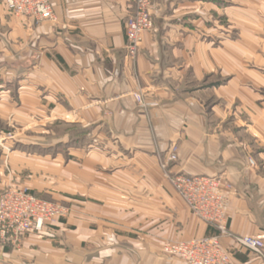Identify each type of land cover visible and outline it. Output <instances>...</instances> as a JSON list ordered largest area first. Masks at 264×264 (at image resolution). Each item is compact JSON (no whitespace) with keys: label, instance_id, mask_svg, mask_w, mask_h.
<instances>
[{"label":"crops","instance_id":"crops-1","mask_svg":"<svg viewBox=\"0 0 264 264\" xmlns=\"http://www.w3.org/2000/svg\"><path fill=\"white\" fill-rule=\"evenodd\" d=\"M134 2L50 0L55 24L0 0V123L51 124L7 157L0 147V195L28 189L70 210L0 264H186L164 247L217 231L165 179L173 146V172L231 186L232 263L264 264L235 240L264 241V0H152L154 28L129 59Z\"/></svg>","mask_w":264,"mask_h":264},{"label":"built area","instance_id":"built-area-1","mask_svg":"<svg viewBox=\"0 0 264 264\" xmlns=\"http://www.w3.org/2000/svg\"><path fill=\"white\" fill-rule=\"evenodd\" d=\"M7 11L21 18L36 22L58 23L50 0H4ZM154 28L152 0H135L134 10L125 20L126 51L129 59L138 56L143 35ZM140 105H145L141 93L134 95ZM178 162L177 147L173 146L159 166L165 179L183 199L189 210L202 222L217 231L208 236L190 241L170 242L164 253L186 264H233L230 255L222 248L221 239L229 237L227 184L222 176H188L172 171ZM249 164L255 166L250 158ZM69 208L55 201L45 200L28 189H8L0 195V258L7 248L19 247L31 234L42 233L52 222L65 219ZM243 249L264 259V241L252 237H236Z\"/></svg>","mask_w":264,"mask_h":264},{"label":"rangeland","instance_id":"rangeland-1","mask_svg":"<svg viewBox=\"0 0 264 264\" xmlns=\"http://www.w3.org/2000/svg\"><path fill=\"white\" fill-rule=\"evenodd\" d=\"M263 30H264V27H263ZM262 45L263 44H261L260 46L262 48H264ZM230 120H231L230 121L231 126L233 128L234 127V124H233L234 120L232 117ZM45 121H38V123L37 122L27 123L24 126H20L21 128H18L19 125L15 126V124L5 125V124L0 123V129L5 128L7 131V133L5 135H3V137H0V147L3 148L4 152L6 153V157L11 154V152L14 150V148L17 147L16 140L18 139V136H20V135L22 136L25 133L30 134V133H32V131H45L47 129H50L51 124H49V122H45ZM54 127L57 130H64L67 128V123L61 121L60 123L55 124ZM64 206H66V205H64ZM61 220H64V219H61ZM118 236H119V234H118Z\"/></svg>","mask_w":264,"mask_h":264}]
</instances>
